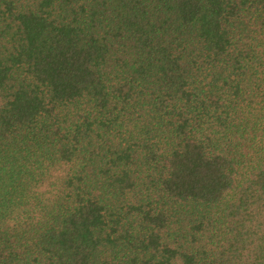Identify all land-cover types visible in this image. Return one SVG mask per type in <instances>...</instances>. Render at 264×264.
<instances>
[{
	"label": "trees",
	"instance_id": "16d2710c",
	"mask_svg": "<svg viewBox=\"0 0 264 264\" xmlns=\"http://www.w3.org/2000/svg\"><path fill=\"white\" fill-rule=\"evenodd\" d=\"M0 264H264V0H0Z\"/></svg>",
	"mask_w": 264,
	"mask_h": 264
}]
</instances>
